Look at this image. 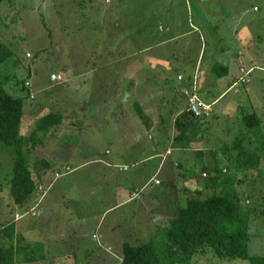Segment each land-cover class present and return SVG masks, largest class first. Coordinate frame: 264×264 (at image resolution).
Segmentation results:
<instances>
[{
    "label": "rangeland",
    "instance_id": "1",
    "mask_svg": "<svg viewBox=\"0 0 264 264\" xmlns=\"http://www.w3.org/2000/svg\"><path fill=\"white\" fill-rule=\"evenodd\" d=\"M253 4L260 6L259 12L253 10ZM249 24H254L261 32H256V37L251 35L241 45L240 37L249 33ZM262 32L264 0H0V38L16 51L15 59L3 68L2 79L10 76L8 82L3 79L5 88L25 99L23 123L28 124V129L24 133L38 116L50 111L63 114L56 133L46 135L43 144L33 146L30 142L26 146L29 167L37 168L36 159L40 166L42 156L50 158L48 174L54 178L62 168H58L54 159L74 156L69 162L73 173L64 180H56L54 187L69 192L60 203L65 211L57 205L60 210L54 212L59 213L51 219L28 215L20 220L40 223L34 232L38 230L41 238L49 239L43 253H49L50 258L47 256L42 264H120L118 259V262L113 259V253L122 252L124 241L140 243L153 239L162 249L164 234L159 228L168 219H162V208L167 206V211L174 213L180 205H185L186 197L195 194L205 183L204 178L211 175L202 173L203 166H212L218 156L220 167L236 175V187L243 199L242 211L264 201ZM110 48L115 56L108 54ZM250 53L254 63L243 59ZM237 58L243 59L246 66L257 65L247 84H234L239 77L235 76ZM160 59L170 60L171 69L165 71L159 64ZM129 60H134L132 67L124 65V61ZM225 61H229V73L224 78H214L209 66ZM142 69L149 78L131 85L132 76L127 75L140 73ZM53 72L62 73L65 79L52 82ZM121 73L126 76L115 82L116 74ZM180 74L183 79L178 78ZM111 77L112 81H107ZM189 79L196 80L200 96L213 105L211 116H204L197 131H191V142H186V148H182V152L189 151L188 155L181 159L177 155L181 151L173 153L165 143L169 139L173 140L172 145L176 142L175 118L185 106L181 90ZM27 80L31 88L26 86ZM228 82L231 83L229 89ZM208 87L214 95L204 93ZM218 87L225 89V94L217 103L211 102L220 95ZM136 102L142 106L148 121L136 113ZM113 109L114 114H109ZM248 113L260 116V128L250 129L244 125L241 117ZM237 138L240 143L246 142V147L253 139L260 149L257 154L263 152L260 171L251 168L235 173L233 165L223 157L224 151L229 150L227 144ZM214 149H218L217 154ZM230 152L238 153L234 149ZM139 155L151 158L141 167L138 176L144 180L140 183L134 159ZM162 155L174 168L172 176L165 180L163 193H158L159 186L150 183L141 193L132 195L134 192H130L127 197L124 190L129 194L131 186H138L140 191L139 185L153 175V167L159 164ZM104 157H113L130 168L125 171L104 166L99 160ZM86 160L93 161L77 167ZM180 160L184 165H180ZM188 162L192 163L193 172L187 171ZM12 163L10 148L0 141L1 220L24 211L10 194ZM66 166L63 172L70 171ZM132 175L136 177L133 183ZM111 183L112 186H107ZM120 186L124 189V205L111 207L116 203ZM77 199L86 204H75ZM161 200H167L166 206L157 212L158 206H153ZM245 200L246 203L251 201L250 206L245 205ZM108 208L102 217V212ZM78 215L83 218L79 219ZM251 218L248 223L250 254L264 256V213L256 210ZM193 261L191 264H250L243 258L221 257L211 247L199 251Z\"/></svg>",
    "mask_w": 264,
    "mask_h": 264
},
{
    "label": "trees",
    "instance_id": "2",
    "mask_svg": "<svg viewBox=\"0 0 264 264\" xmlns=\"http://www.w3.org/2000/svg\"><path fill=\"white\" fill-rule=\"evenodd\" d=\"M256 10H258L257 7ZM15 53L16 51L0 38V141L10 148L12 155L11 197L16 204L24 205L34 196L36 189L35 179L26 156V146L30 142L34 146L41 143L43 138L39 134L45 136L53 126L60 124L62 114L50 111L36 120L35 131L29 135L21 132L25 99L22 96L13 95L5 88L4 80L8 82L10 76L6 79L3 76L4 80L2 79L3 68L7 63L10 64L13 58L15 59ZM108 54L116 55L112 48L109 49ZM210 70L214 78H222L229 73V68L220 62L212 63ZM183 100L186 106L185 97ZM134 106L138 116L148 121L142 106L137 102ZM184 108L175 118L178 134L174 137L176 140L174 145L181 147H185L186 142H191V131H197L204 119L187 112ZM241 118L244 125L250 129H256L261 124L260 116L256 113L244 114ZM245 143L244 141L240 143L237 138V141H233L229 146L227 144L229 150L224 151L226 154L223 157L230 161L235 173L239 171L244 173L251 168L260 171L259 164L263 152L260 155L257 154L260 149L254 145L253 139L249 141L250 146H244ZM232 148L238 153L231 154ZM217 151L218 149H214L216 154ZM218 157L212 166L207 164L203 166L202 173L211 174L208 178H204L205 183L194 191L195 194L188 195L185 205L180 206L178 212L165 220V224L159 228V232L164 234L162 249L153 239L146 242L140 241V243L127 241L123 244L122 264H191L194 262V256L206 247H211L217 255L224 258H243L249 260L250 264H264V256L250 254L248 225L251 223L253 212L257 210L264 213V207H262L264 201L261 200L259 206L242 211L243 199L236 187L237 183L234 180L236 175L224 171V168L220 167ZM40 162L49 167L48 162H44L43 159ZM199 162L204 163V161ZM180 165H183L181 161ZM249 196L252 197V195ZM247 204H251V201L246 203L245 200V205ZM2 225L0 264H14L18 252L14 243L15 225L14 223L5 225V222ZM27 253L29 254L27 261L31 262L40 261L43 258L41 256L45 255L36 249Z\"/></svg>",
    "mask_w": 264,
    "mask_h": 264
},
{
    "label": "crops",
    "instance_id": "3",
    "mask_svg": "<svg viewBox=\"0 0 264 264\" xmlns=\"http://www.w3.org/2000/svg\"><path fill=\"white\" fill-rule=\"evenodd\" d=\"M253 10L255 11V12H259V10H260V8H259V6H256V5H254L253 4ZM256 7H257V9L258 10H256ZM244 16L245 17H248L247 15H246V12H244ZM243 16V17H244ZM249 20V19H248ZM248 30H249V33L247 34V35H245V36H241L240 38H241V42H240V44L242 45V44H245L246 43V39L248 38H250L251 37V35H255V37H256V32H261V31H259V30H257L256 29V27L254 26V24H249L248 25ZM263 33V36H264V32H262ZM243 42H245V43H243ZM247 42H248V40H247ZM254 43V40L252 41V42H250L249 43V45H252ZM229 59V58H228ZM243 59H245V60H247V61H253L254 60V58H253V55L250 53V54H248V55H246V58L244 57ZM243 59H240V58H237L236 59V77H237V75L239 74V66L241 65V64H244V63H242L241 61H243ZM159 64L161 65V67L165 70V71H168V70H170L171 69V61L170 60H166V59H160L159 60ZM240 62H241V64H240ZM244 62V61H243ZM133 63H134V60H129V61H124V65H126V66H131L132 67V65H133ZM253 63H254V61H253ZM223 65H225V66H227L228 68H229V71H230V65H229V61H225L224 63H222ZM246 65V64H245ZM252 66L253 67H255V66H257L256 64H252ZM144 68V67H143ZM208 70L209 71H211L210 70V66H209V68H208ZM208 71V72H209ZM237 72H238V74H237ZM137 73V74H136ZM131 74H135V75H131ZM130 75L128 74L127 76H132L131 77V79L129 80L130 81V83H131V85H134V83L135 82H138V83H141L140 82V80L142 81V82H144L145 81V78H149V75H147L146 73L144 74L143 73V69H142V71L140 72V73H138V72H132ZM210 74H211V72H210ZM117 76H118V78H115L116 80H115V82H120L121 80H120V78L121 77H125L126 76V74H123V73H121V75L120 74H116ZM139 76H142L140 79H138L137 77H139ZM110 77V76H109ZM235 77V78H236ZM107 78V77H106ZM222 78H224V77H222ZM112 79V77L110 78V79H107V81L108 80H110V81H112L111 80ZM192 79H189L188 81H185V83L186 84H189L190 83V81H191ZM224 81V80H223ZM207 82H209V80H207ZM216 84H219V83H216ZM223 84V83H222ZM221 84V85H222ZM231 83H227L226 85L228 86V85H230ZM225 88H227V87H225ZM129 90H131V89H129ZM144 90V89H143ZM211 90H212V88H210V87H208L207 89H204V93H206V94H208V95H214L213 93L211 94ZM218 91H220V95L216 98V99H214L213 101H211V102H214V101H216V103L218 102V100L220 99V97H222L224 94H225V89H223V90H221V88H219L218 87ZM39 105H42V104H37V106H39ZM32 111H35V109H32ZM116 112H118V111H116ZM57 113H60V114H62V112H60V111H58ZM109 114H111V115H113L114 114V109H113V111H111ZM24 117V116H23ZM39 118V116L38 117H36V119L33 121V122H31L30 123V129H29V131L27 132V133H24V130H27L28 129V124H24L23 122H22V125H21V132L23 133V134H25V135H29L30 133H32L33 131H35L36 130V120ZM62 120H63V114H62ZM130 122H132V121H130ZM59 125V124H58ZM66 125H64L63 126V128L65 127ZM56 128V129H55ZM57 125H55V126H53L50 130H49V132L47 133V136L46 137H48V134H50V133H52V132H54V133H56V130H57ZM45 136H42V138H44V140L41 142V143H39V144H43V142L45 141V139H46V137ZM172 143H173V140H171V139H169V140H167L166 141V143H165V145H170V146H168L167 147V149H169V148H171V149H173V153H175L176 151H181L180 153H178L177 155H179V157L182 159L186 154L188 155V152L189 151H183L182 152V148H186V147H181L180 145H172ZM176 143V142H175ZM34 146V145H33ZM36 146V145H35ZM67 148H69L68 146H67ZM36 149V148H35ZM37 150V149H36ZM109 151V149H107L106 150V152H108ZM37 152V151H36ZM172 153V154H173ZM199 154H202V152H200ZM157 155H161V153H157ZM74 157V156H73ZM73 157H70V158H67L66 157V159L64 160V158H62V159H54V163H56V165L58 166L59 165V167L58 168H60V167H62L61 169H58V171L56 172V174L57 173H61V175L60 176H56V177H50V175L48 174V171H49V167H46L45 166V164H43V162H39V164L41 163V165L39 166L38 165V161H37V159H36V162H37V168H36V166H34V168H30V170L32 171V174H33V177H34V179H35V183H36V189H38L39 191H37L35 194H34V196L30 199V201H28L26 204H24V205H20L22 208H23V210L25 211V210H27V209H30V208H34L37 212H38V214L37 215H35L36 217L37 216H42V215H44V216H47L48 218H52L53 216H54V214L55 213H59V212H54V211H56V210H60V209H58L57 208V205H59L60 207H62L61 205H60V203L62 202V201H64L65 200V195L66 194H68L69 192L66 190V189H64V188H60V189H55L54 187L56 186V180H58V179H60V178H63V180H64V178L65 177H67L68 175H70V174H72L73 173V170H70L71 169V167L69 166V162H72V159H73ZM42 159H43V161L44 162H48V165H50L51 166V164H52V161L50 160V158H45V157H43L42 156ZM135 160H136V165L138 166V169H136V173H137V176H138V174H139V172H140V170H141V167H144L145 166V160H150L151 158L149 157H146V158H144V156H138L137 158H134ZM167 159L168 158H166L165 157V155H162V160L159 162V164L157 165V166H154L153 167V175L151 176V177H149V179L146 181V183H144L143 185H139L140 186V191H138V189H137V187L138 186H131V188H129V194H127V190L125 189H123V186H120L119 187V189L117 190V193H116V199H115V201H116V203H115V205L114 206H111V207H122L124 204H122V201H125L124 200V198H123V196H127V197H129L128 195H130L132 192H134V191H138L139 193H141V191L144 189V188H146L147 186H148V184H150V183H152V178H153V176L154 175H157L160 179H161V177H162V183L160 184V185H157V186H159V190H158V193L160 192V193H163V191H164V189H165V187H164V183H165V180H166V178H169V177H171L172 176V172L174 171L173 169V166H171V165H169L168 163H167ZM102 163H103V165L104 166H109V165H111V166H114L115 168L116 167H121V166H127L128 168L127 169H125V171L126 170H128L129 168H130V166L129 165H127V164H125V165H121L120 163H118L117 162V160L115 159V158H113V157H111V158H107V157H104V158H102V159H99ZM31 161V159L29 160V163H31L30 162ZM93 160H86V161H84L83 163H79V165L77 166V167H83V166H85V164H86V162L89 164V163H91ZM181 161V160H180ZM177 162H179V161H177ZM142 163H144V164H142ZM120 164V165H119ZM181 164H183L184 165V162H181ZM186 164H188L189 165V168L187 169V171H189V172H193V167H192V163H186ZM194 164V163H193ZM196 164V163H195ZM69 166L70 167V171H68V172H63L62 170L64 169V166ZM71 165V164H70ZM201 169H202V167H201ZM173 170V171H172ZM181 174H184L182 171H181ZM135 175H132V183L134 182V180H135ZM144 179H140L139 178V176H138V181H139V183L141 182V181H143ZM150 180H151V182H150ZM119 182L121 181V174H120V176H119V180H118ZM65 182V181H64ZM117 183V182H116ZM115 183V184H116ZM133 185V184H132ZM105 186V185H104ZM107 186H112V183L111 184H108ZM53 189V190H52ZM123 190H124V192H125V195H124V192H123ZM93 192V191H92ZM91 192V193H92ZM131 192V193H130ZM62 196L64 197V199H62ZM69 197V196H68ZM67 197V198H68ZM138 199V198H137ZM134 200V199H133ZM133 200H131V201H129V202H132ZM154 201V200H153ZM166 201L167 200H161V201H158L154 206H153V208H155L156 206H158V210H156L157 212L160 210V207H163V206H166ZM8 202H10V201H8ZM86 201H83V200H81V201H79V199H77V201H76V203L75 204H77V205H79L80 206V204H84ZM129 202H126L125 204H128ZM10 204V203H9ZM16 204V203H15ZM67 204V206L69 205V202H67V199H66V203H65V205ZM86 204V203H85ZM63 205V204H62ZM180 206H182V205H180ZM179 206V207H180ZM110 207V208H111ZM178 207V208H179ZM63 209L65 208V207H62ZM110 208H108V209H106V210H104V212H102V214H101V216L103 217V215L106 213V211H108ZM166 208H167V206H166ZM166 208H162L163 209V214H162V216H163V218L162 219H166V218H170V217H173L177 212H178V208H177V210L173 213V212H171V210L170 209H168V211H167V209ZM23 211V212H24ZM64 211H65V209H64ZM150 211V210H149ZM156 211H154L153 210V212H156ZM152 212V211H151ZM171 212V213H170ZM52 213V214H51ZM62 214H64V217H65V213H62ZM8 216V215H7ZM11 216L12 217H10V218H6V216L3 218V220H1L0 219V223L1 224H3L4 222H5V225L6 224H10V223H14V225H15V239H14V241H15V246L17 247V249H18V252H17V255H16V260L17 261H15V264H42L44 261H46V259H48L47 258V256L50 258V254L49 253H47L48 255H46V253H44L45 255L44 256H41V257H43V258H41L40 259V261H27V258L29 257V254L27 253L28 251H33L34 249H36V250H38L39 248H42L41 250H39L40 252H42L43 253V250L45 249V244H46V242H48L49 241V239H47V241L45 240V238L43 237V238H41V233H39V231L37 230V232H34V229L36 228V227H40L41 225H40V223H37V224H34L33 222H27V221H25V222H20V220H21V218L20 219H15V216H13L12 214H11ZM26 216H28V215H26ZM32 216V215H31ZM34 216V217H35ZM77 217H79V219H81V218H83V216H77ZM102 217L100 218V220H99V222H98V224H99V226L101 225V219H102ZM69 218V217H68ZM155 218V220L154 221H156V218H157V216L156 217H154ZM153 218V219H154ZM78 219V220H79ZM165 222L166 221H164L162 224L164 225L165 224ZM154 224H156L157 222H153ZM46 233H48V232H46ZM49 234V233H48ZM94 236V235H93ZM99 237L101 238V234H99ZM125 242H127V241H124V243ZM123 243V244H124ZM101 244H105L103 241H101ZM101 244H99V247H102V245ZM113 255L115 256V258L113 257V259H115V261L116 262H118V260H119V262H120V264H122V262H121V260H122V252L120 251V252H114L113 253ZM65 257H69V258H72L71 257V255H69V256H65ZM73 259V258H72ZM118 259V260H117Z\"/></svg>",
    "mask_w": 264,
    "mask_h": 264
},
{
    "label": "built area",
    "instance_id": "4",
    "mask_svg": "<svg viewBox=\"0 0 264 264\" xmlns=\"http://www.w3.org/2000/svg\"><path fill=\"white\" fill-rule=\"evenodd\" d=\"M28 56L30 55L29 53L27 54ZM254 67L251 66V67H246L244 64H241L240 67H239V74L237 76L238 79L237 81L234 83V80H233V83L235 85H243V84H247L251 81V78H250V75H251V72H252V69ZM179 79H183V75L180 74L178 76ZM51 79L52 80H58V81H61V80H64V76L63 74L61 75V73H52L51 74ZM232 83V85H234ZM231 85V87H232ZM230 88V87H229ZM182 94L183 96L185 97V100H186V106L184 108V110H186L187 112L189 113H193L194 115H196L197 117H204V116H210L211 113H212V103H209L207 102L206 100H204L201 96H200V93H199V90H198V86H197V83H196V80L195 79H192L189 83V85H186L184 87H182ZM170 152V151H168ZM67 170L70 169L69 166H66ZM128 167L127 166H121L120 169H127ZM61 173H57L56 176H60ZM152 181L154 184L156 185H159L161 184V179L157 176H154L152 178ZM138 191H134V193H132V195H136ZM139 193V192H138ZM38 212L34 209V208H31V209H27L25 210L24 212H16L14 214L15 216V219H20L26 215H32V216H35L37 215ZM3 227V225L0 223V228Z\"/></svg>",
    "mask_w": 264,
    "mask_h": 264
},
{
    "label": "clouds",
    "instance_id": "5",
    "mask_svg": "<svg viewBox=\"0 0 264 264\" xmlns=\"http://www.w3.org/2000/svg\"><path fill=\"white\" fill-rule=\"evenodd\" d=\"M61 74H62V73H61ZM64 79H65V78H64ZM50 80H51L52 82H55V81H56V82H61V81H63V80H61V81H58V80H52L51 78H50ZM29 81H30V80H27V81L25 82V84H26V86H28V87L31 88L32 85L29 83ZM187 85H189V84H187ZM227 89H229V86H228ZM181 92H182V91H181ZM179 112H181V111H179ZM211 114H212V113H211ZM210 116H211V115H210ZM108 152H109V151H108ZM154 176H157V175H154ZM154 176H153V177H154ZM157 177H158V176H157ZM161 183H162V181H161ZM152 184H154L153 181H152ZM154 185H156V184H154ZM159 185H160V184H159ZM156 186H157V185H156ZM37 191H39V190H38V189H35V193H36ZM30 209H31V208H30Z\"/></svg>",
    "mask_w": 264,
    "mask_h": 264
}]
</instances>
